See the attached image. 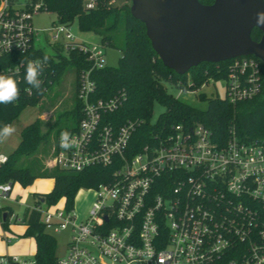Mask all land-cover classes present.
<instances>
[{
    "label": "built area",
    "instance_id": "1",
    "mask_svg": "<svg viewBox=\"0 0 264 264\" xmlns=\"http://www.w3.org/2000/svg\"><path fill=\"white\" fill-rule=\"evenodd\" d=\"M96 6L97 0H85L86 10ZM39 12L37 0H0V62L16 57L40 60L42 79L49 64L31 54L42 51L36 45L40 32L32 24ZM50 33L56 50L52 59L84 55L89 68L76 74L82 117L69 131L76 146L62 149L59 134L49 168L75 173L92 167L114 170L110 182L92 189L96 199L82 222L74 210L66 209L64 198L52 206L30 208L40 213L46 230L71 228L66 255L58 264H264V140L245 143L232 130L220 145L205 126L178 124L131 155L130 141L143 122L129 120L117 128L106 119L122 108L125 93L95 98L92 75L108 67L105 47L78 40L72 25L58 23ZM230 61L228 76L221 80V99L236 105L261 94L260 62L254 57ZM20 62L1 68L0 74L12 76L20 93L32 95ZM5 157L0 166L8 160L0 154ZM13 188L12 183L0 184V209ZM0 264L36 263L10 257L1 258Z\"/></svg>",
    "mask_w": 264,
    "mask_h": 264
},
{
    "label": "trees",
    "instance_id": "2",
    "mask_svg": "<svg viewBox=\"0 0 264 264\" xmlns=\"http://www.w3.org/2000/svg\"><path fill=\"white\" fill-rule=\"evenodd\" d=\"M41 3V12L57 15L58 23L78 25L80 32L94 33L102 38L103 47H114V34L124 29L123 57L118 67H106L95 71L92 78L97 85L96 99H111L118 92H124L126 101L122 108L113 114L107 115L115 127H120L127 121L143 122L130 141V151L134 154L144 146L150 144L154 136L167 135L174 125L182 124L194 126L201 124L210 129L214 140L224 145L230 138L232 130L238 139L245 143L264 140V63L260 60L263 90L254 99L230 104L219 97L207 99L200 95L202 101L208 102L205 111L195 109L173 97L167 92L165 83L182 90L183 92H197L211 80L221 81L228 76V65L231 61L219 64L204 63L193 68L185 75H178L166 68L152 48L147 37L146 27L130 12V5L124 4L118 8L112 5V0H97L94 10L85 9V0H37ZM204 6L214 4L215 0H198ZM263 33L258 29L252 32V40L260 42ZM34 58L44 60L47 56L48 70L41 79V88L32 86V95L25 91L20 93L18 100L12 104H0V127L4 124L12 125L27 108H34L40 104L45 96L44 88L49 81H59L68 66L76 68V74L81 69H88L84 55L70 54L69 58L59 57L56 62L49 55L38 50L31 53ZM255 58V57H254ZM24 57L13 60H2L0 69L20 62ZM19 88V87H18ZM21 89L25 86L21 85ZM156 104L166 108L155 124H151ZM73 125L62 131L74 130L81 120L80 104L75 99L71 110ZM60 131L58 135L62 132ZM45 141L40 132V123L34 122L21 131V141L15 151L7 156L8 160L0 166V184H20L23 188L33 185L37 179L54 180V188L48 194H34V206L46 204L52 206L61 199L66 200V209L74 210V201L82 189H96L99 185L112 180L113 168L92 167L75 173L59 168L46 169L40 162H31L28 165H19L18 159L23 155L34 154ZM1 144V142H0ZM7 217L3 220V215ZM13 210L8 207L0 209V220L3 230L9 231L10 219ZM264 214V211H263ZM18 218L14 220L16 223ZM21 222L25 225L24 238H34L36 241V264H58L56 256L57 242L49 235L41 222L39 212L27 208ZM10 258V257H0Z\"/></svg>",
    "mask_w": 264,
    "mask_h": 264
},
{
    "label": "water",
    "instance_id": "3",
    "mask_svg": "<svg viewBox=\"0 0 264 264\" xmlns=\"http://www.w3.org/2000/svg\"><path fill=\"white\" fill-rule=\"evenodd\" d=\"M130 1L131 15L145 25L153 50L178 75L240 57L264 63V25L256 22L264 0H215L210 6L198 0ZM255 29L263 33L260 42L252 40Z\"/></svg>",
    "mask_w": 264,
    "mask_h": 264
},
{
    "label": "rangeland",
    "instance_id": "4",
    "mask_svg": "<svg viewBox=\"0 0 264 264\" xmlns=\"http://www.w3.org/2000/svg\"><path fill=\"white\" fill-rule=\"evenodd\" d=\"M116 7L120 8L124 4L131 3L130 0H114ZM33 28L40 32V36L37 40V48H41L43 53L49 56H56V50L50 44L51 33L50 30L58 24V18L56 14L39 12L33 15L32 18ZM72 32L76 38L80 41H84L90 45H101L102 38L94 33L80 32L78 25L75 22L72 25ZM114 47H106L105 55L108 67H118L120 60L123 57L124 49V29L114 34ZM167 92L179 101L198 110L205 111L208 107L207 101H202L199 96L204 95L207 99H213L216 97L223 98L225 96V82L211 81L209 85L203 86L199 91L193 93H180V89L170 85L164 84ZM76 99V68L74 66H68L59 81L49 85L45 96L40 104L34 108L25 109L19 118L12 124L15 128V132L7 137L0 144V154L11 155L16 147H18L21 141V131L38 121L40 123V132L45 136V141L39 147V149L32 155H23L18 159L19 165H28L31 162H40L44 168H49L52 157L53 148L56 144L58 133L66 127L73 125V119L71 116V110L74 107ZM166 112V108L156 104L153 111L152 124H155L159 117ZM15 189L12 193L11 199L19 201V196L14 197ZM95 194L93 190L82 189L78 192L74 201V212L77 215V220L82 222L87 216L95 202ZM31 202L29 205L31 206ZM12 206L19 213L18 221L10 220L9 228L7 232L9 239H12V243L15 240L24 237H17L12 234L11 231H17L22 229L24 224L21 222L23 218L24 207L18 204H12ZM47 233L53 236L57 242L56 256L61 259L66 255L67 245L71 238V228H67L64 231H58L56 228H48ZM6 240L4 235L0 234V247L6 248ZM28 260H33L28 259Z\"/></svg>",
    "mask_w": 264,
    "mask_h": 264
},
{
    "label": "crops",
    "instance_id": "5",
    "mask_svg": "<svg viewBox=\"0 0 264 264\" xmlns=\"http://www.w3.org/2000/svg\"><path fill=\"white\" fill-rule=\"evenodd\" d=\"M17 148V147H16ZM4 155V154H2ZM8 156V155H5ZM54 180L52 179H37L32 186L28 188H23L20 184H15L13 191L15 189L14 197L19 196V201H15L14 199H10L7 202H4V207L11 208L13 210V219L18 218L19 213L16 211V209L12 206V204H18L20 206H23L25 209L32 208L34 206V194H48L50 193L54 188ZM29 202H31V206L29 205ZM3 207V208H4ZM23 211V214H24ZM12 218L10 220H12ZM10 231V228H9ZM26 231V227L22 229H17V231H11L12 234H14L17 237H23L24 233ZM4 235V238L6 240V248L0 247V257H18L20 259H34V256L36 254V241L34 238H20L18 240H15L14 243H12V239H9L7 236V232L3 230L0 220V234Z\"/></svg>",
    "mask_w": 264,
    "mask_h": 264
},
{
    "label": "clouds",
    "instance_id": "6",
    "mask_svg": "<svg viewBox=\"0 0 264 264\" xmlns=\"http://www.w3.org/2000/svg\"><path fill=\"white\" fill-rule=\"evenodd\" d=\"M258 25H264V12L257 13ZM48 57H44V63H46ZM20 64L25 68V81L35 89H40L42 81L39 78L42 72V62L40 60H29L25 62L23 59ZM20 90L18 88L16 80L12 76H6L0 74V104L8 105L18 100ZM15 132V128L10 124H4L0 127V142H3L7 137L11 136ZM76 146V140L72 133L64 130L60 133V147L64 150H69ZM6 161L5 158H0V162Z\"/></svg>",
    "mask_w": 264,
    "mask_h": 264
}]
</instances>
